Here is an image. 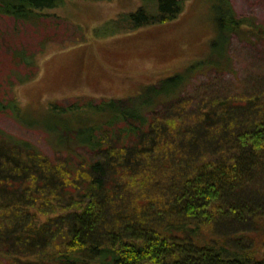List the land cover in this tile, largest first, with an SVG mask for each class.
Here are the masks:
<instances>
[{"label": "trees", "instance_id": "16d2710c", "mask_svg": "<svg viewBox=\"0 0 264 264\" xmlns=\"http://www.w3.org/2000/svg\"><path fill=\"white\" fill-rule=\"evenodd\" d=\"M63 1L0 0V16L37 22ZM141 1L108 33L174 20L187 0ZM212 9L206 58L137 95L53 103L61 158L0 127V264H264V77L185 89L225 69L230 35L264 27L230 0Z\"/></svg>", "mask_w": 264, "mask_h": 264}, {"label": "rangeland", "instance_id": "374dc122", "mask_svg": "<svg viewBox=\"0 0 264 264\" xmlns=\"http://www.w3.org/2000/svg\"><path fill=\"white\" fill-rule=\"evenodd\" d=\"M230 2L237 17L264 27V0ZM213 3L187 0L174 20L113 34L108 33L109 22L121 12L136 10L141 0H64L45 8L46 16L37 22L0 16V127L31 141L51 159L61 158L65 153L55 132L45 125L52 104L65 106L83 96L137 95L146 85L206 58L216 35ZM70 22L80 25V32ZM83 34L84 39H77ZM223 59L225 69L199 71L187 92L207 82L222 86L264 77V35H230ZM34 73L32 80L20 82ZM13 99L20 111L5 107Z\"/></svg>", "mask_w": 264, "mask_h": 264}]
</instances>
